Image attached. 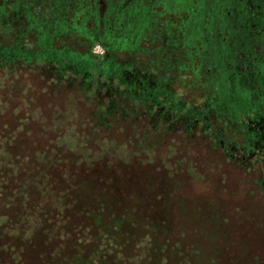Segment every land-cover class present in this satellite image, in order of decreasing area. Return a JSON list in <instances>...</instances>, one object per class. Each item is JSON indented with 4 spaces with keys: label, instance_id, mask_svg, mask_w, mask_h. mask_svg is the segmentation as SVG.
<instances>
[{
    "label": "trees",
    "instance_id": "trees-1",
    "mask_svg": "<svg viewBox=\"0 0 264 264\" xmlns=\"http://www.w3.org/2000/svg\"><path fill=\"white\" fill-rule=\"evenodd\" d=\"M94 3L0 0V264H264V73L243 62L264 60V0H191L186 19L214 24L194 64L121 60L102 26L53 44L95 59L82 68L19 58L45 50L37 21ZM223 25L248 53L216 59Z\"/></svg>",
    "mask_w": 264,
    "mask_h": 264
},
{
    "label": "rangeland",
    "instance_id": "rangeland-1",
    "mask_svg": "<svg viewBox=\"0 0 264 264\" xmlns=\"http://www.w3.org/2000/svg\"><path fill=\"white\" fill-rule=\"evenodd\" d=\"M91 1L96 3L98 2V0ZM220 1L224 4H228L230 2L233 10H235L237 14L240 13V9H236V0ZM174 2L179 5L180 9L176 10L175 8H172V4ZM63 3L64 2H58L57 7H55V11H53L54 15L59 16V18L60 16L62 17L63 14L69 15L71 12L76 13L78 11L73 7L70 8L63 5ZM96 3H94V10L92 8H88L89 15L87 14V16H85L87 11L81 12L80 17L82 20L79 24L75 23L70 25L64 18H61L60 21L59 19L57 21L54 20L50 24L45 23L44 20L41 22L37 21V26H35L36 28H33L32 32L30 30L29 35H35L38 45L43 47L45 50L38 57H34L32 53H26L25 57L21 55L19 58L24 60L26 65H30L35 62L40 63L53 61L59 64L65 63L67 67L82 68V66L87 63V60L89 61L95 59L90 58L85 52H81V50L76 47V44H73V46H66V44H64L65 47L63 49H55L53 45L54 42L61 38V36H65L69 39L78 38L79 44L82 39L91 40L97 37L100 33L101 25H105L102 29L103 33L110 41L111 45L114 44V49L119 54L121 60H153L157 62L158 60H165L166 62L169 60H179L180 62L187 64H194L197 60H201L199 59V57H201V53L199 52L196 55L193 50L192 52H189V48L192 49L195 46L199 48V46H201L203 40V30L210 28L209 36H212L213 33L214 24L211 23V25L209 24L203 29L204 22L202 18L199 20L198 14L194 15L192 19H186V13L191 5V0H121L118 5H115L114 3L109 4V1H107L102 6V10H105V17L101 24V17ZM129 4L131 6L130 8H127V5ZM198 10L204 9L199 7ZM28 15L31 14L29 13ZM112 19H116L117 21L114 23ZM235 19H237V17H235ZM93 22L97 26L94 25V27L90 30L89 27H91L90 25H92ZM232 22H234V19ZM223 27L228 30V38L226 37L227 41L222 44H225V54H221L216 59L224 61L227 57L230 58L232 56L233 59L235 58V48L237 46L240 48L241 46L239 44H245V42L240 41L241 38L247 40L249 38L246 33L243 34L244 32H237L238 29L233 31V29H229L227 25H223ZM209 41L215 45V42L210 39ZM83 45L84 43L81 44V46ZM239 52L248 53L247 48L245 49L244 47H241ZM251 52L254 53L255 51ZM260 52H258V54ZM126 53L134 54L125 58L124 54ZM16 59H18V57ZM104 60H106V58H104ZM111 60H117V58L113 57ZM231 61L233 62L232 65L234 67L239 65L236 64L235 61L239 62L240 60ZM243 62L247 66L256 62L255 66H259L260 73H264V60H243ZM202 74V82H204L205 74ZM248 75L250 77L247 81L251 82L252 76L249 73L247 76ZM63 141L67 142L68 148L78 150V144L77 140L75 141V138L72 140L70 137L65 136ZM85 158L88 160L90 159L89 152H85ZM232 183H235L234 178H232Z\"/></svg>",
    "mask_w": 264,
    "mask_h": 264
},
{
    "label": "flooded vegetation",
    "instance_id": "flooded-vegetation-1",
    "mask_svg": "<svg viewBox=\"0 0 264 264\" xmlns=\"http://www.w3.org/2000/svg\"><path fill=\"white\" fill-rule=\"evenodd\" d=\"M107 1H109V4L110 3H114L115 5H118V3L121 1V0H99V5L97 6L98 7V10H99V13H100V16L102 17V18H104L105 17V10L103 11L102 9H103V7H100V4L101 5H103V4H105ZM101 2V3H100ZM109 6V5H108ZM107 6V7H108ZM130 4L129 5H127V8H130ZM179 7V5L176 3V2H174L173 4H172V8H178ZM112 21H113V19H112ZM102 27H104L105 25H101ZM103 31V30H102ZM103 33V32H102ZM103 36L105 37V34L103 33ZM106 45V47H105V54H106V56H109L110 55V53H111V51H110V47L109 46H107V43L105 44Z\"/></svg>",
    "mask_w": 264,
    "mask_h": 264
},
{
    "label": "built area",
    "instance_id": "built-area-1",
    "mask_svg": "<svg viewBox=\"0 0 264 264\" xmlns=\"http://www.w3.org/2000/svg\"><path fill=\"white\" fill-rule=\"evenodd\" d=\"M95 55H103L105 53L103 46L96 45L93 49Z\"/></svg>",
    "mask_w": 264,
    "mask_h": 264
}]
</instances>
